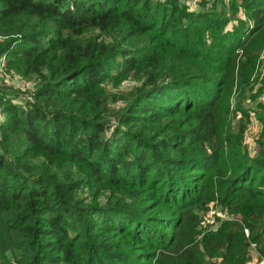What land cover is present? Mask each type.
Returning a JSON list of instances; mask_svg holds the SVG:
<instances>
[{
  "label": "trees",
  "instance_id": "1",
  "mask_svg": "<svg viewBox=\"0 0 264 264\" xmlns=\"http://www.w3.org/2000/svg\"><path fill=\"white\" fill-rule=\"evenodd\" d=\"M231 1L245 18L226 28L225 0H0V55L35 80L0 86V264L264 258V123L252 154L240 103L264 93V0Z\"/></svg>",
  "mask_w": 264,
  "mask_h": 264
},
{
  "label": "rangeland",
  "instance_id": "2",
  "mask_svg": "<svg viewBox=\"0 0 264 264\" xmlns=\"http://www.w3.org/2000/svg\"><path fill=\"white\" fill-rule=\"evenodd\" d=\"M225 4H226V13L225 15L229 17V22L227 23L226 28H231L236 22L239 21V19H243L245 18V11L243 9V7L239 4V2L237 1V5H233L231 0H225ZM185 5L191 9L194 7V5H192V3H188L186 2ZM264 45L262 47V49L260 50L259 54H260V58L264 57ZM239 53H241V50H239ZM260 70H264V66L263 64H257L253 74L251 75V79H254L259 76L260 78L262 77L259 74ZM18 74V73H17ZM20 75V74H19ZM256 76V77H255ZM26 80H30V81H20V79L17 78H12V79H8L7 81L4 80V78H0V86H5L6 88H10V89H14L17 91H21L23 93H32L33 91V87H31L30 89L28 88L29 85H34L35 80L33 78H25ZM141 80H143V78L141 77V73L139 72H135L134 70L129 71L125 76H123L120 80H118L116 83H108L107 84V88L109 91L117 93V98L115 100H111L109 105L112 109L115 110H120L124 104L126 99L129 97L130 93L133 92V90L135 89V87L141 82ZM250 80V79H249ZM257 82V81H256ZM259 83V82H257ZM26 85V89L22 90L21 88H23V85ZM28 85V86H27ZM230 122L231 125L236 129L239 127L240 125V117L241 116H237L236 113L241 111L237 110V111H233L236 105V102H238V91L234 90L232 91V93L230 94ZM261 102V103H258ZM241 106L242 107H246L249 111L253 112L255 111L254 114H251L247 120V122H250V119L252 116H255V123L254 126L252 127L251 130V135H252V141L255 143V135L257 134V132L260 130V128L263 126L264 121L262 119H258V113H260L263 117H264V99L261 98V100L259 98H257L256 100H252L251 97H249L247 95V93L244 94V96H242L241 100H240ZM251 109H255V110H251ZM246 122V123H247ZM247 130V128H246ZM246 131H244L245 133ZM248 132V130H247ZM256 133V134H255ZM255 134V135H254ZM254 135V136H253ZM258 140V139H257ZM243 145H245L244 147H248L247 143L244 142V137H243ZM254 143H251L252 145ZM258 141L255 143V146L253 149H249V151L254 154L257 152V149L260 148V146L257 145ZM249 153V152H248ZM250 153V154H251ZM216 207L214 208L216 211H220L217 206H213ZM248 248L250 249V251L256 252V249L253 248V246H248Z\"/></svg>",
  "mask_w": 264,
  "mask_h": 264
},
{
  "label": "built area",
  "instance_id": "3",
  "mask_svg": "<svg viewBox=\"0 0 264 264\" xmlns=\"http://www.w3.org/2000/svg\"><path fill=\"white\" fill-rule=\"evenodd\" d=\"M186 2L188 3H192V5H195V3L199 0H185ZM264 50V49H263ZM259 74L262 76L264 74V70H260L259 71ZM4 78V80H8V79H12V78H17V79H20V81L24 82V81H30V80H26L24 77H22L21 75L17 74L16 72H14L12 69H9L8 68V65H7V60H6V56L5 54H1L0 55V78ZM28 86V85H27ZM31 87H35V83L34 85H29L28 88L30 89ZM22 90H25L26 89V85L24 84L23 85V88H21ZM27 93V92H26ZM24 93V97L25 98H28L30 97V94L31 93H28L26 94ZM259 98H264V93L261 94L259 96ZM0 103H1V95H0ZM251 114H254L253 112H251ZM237 116H240V112H237L236 113ZM3 118V113H2V110H1V107H0V120ZM255 116H252L251 119H250V122L248 123L247 125V130L244 134V142L247 143V146L248 148L250 149H253L254 146H255V143L252 141V135H251V130H252V127L254 126V123H255ZM256 134V133H255ZM254 134V135H255ZM253 135V136H254ZM256 136V135H255ZM251 143H254L253 145ZM214 208L216 207H213L211 206L205 213H204V220H203V224L206 225V227L208 228H215L216 225H217V222H218V219L220 218H223V217H228V213L226 211V208L221 211L219 208V212L216 211ZM251 246H253L254 249L257 248V245L255 242H250ZM249 244V246H250ZM248 252L249 254L251 255V257L249 258V260L247 261V264H264V258H262L261 260H258L257 259V254L256 252H253V251H250V249L248 248Z\"/></svg>",
  "mask_w": 264,
  "mask_h": 264
}]
</instances>
